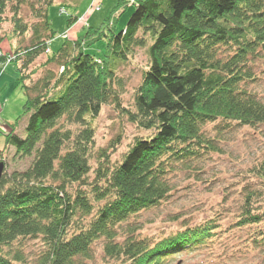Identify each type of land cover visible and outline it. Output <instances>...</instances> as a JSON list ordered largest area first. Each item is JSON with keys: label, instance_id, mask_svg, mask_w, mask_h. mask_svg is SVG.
<instances>
[{"label": "trees", "instance_id": "1", "mask_svg": "<svg viewBox=\"0 0 264 264\" xmlns=\"http://www.w3.org/2000/svg\"><path fill=\"white\" fill-rule=\"evenodd\" d=\"M68 1L0 0V64L9 54L1 47L5 24L16 36L31 34L14 53L27 97L25 136L15 132L18 120L5 134L6 147L35 154L28 168L5 170L0 181V264H26L24 248L14 246L28 238L44 242L38 264H90L98 242L106 261L116 264H169L173 255L208 246L213 221L154 240L135 220L168 199L169 174L221 151V139L206 131L209 123L218 121L221 132L264 124V100L246 87L257 80L254 61L264 59V0H136L123 30L107 19L75 39L68 34L58 50L48 51L56 34L49 8ZM72 1L77 8L80 0ZM24 5L36 23L26 21ZM75 17L69 16V27ZM98 41L107 48L104 57L88 53ZM146 42L149 64L130 109L122 104L116 70ZM44 54L61 70L36 80L33 64ZM110 103L154 134L137 136L117 164L103 148L93 167L96 137L89 117ZM251 173L262 188L245 193L238 226L264 233V159Z\"/></svg>", "mask_w": 264, "mask_h": 264}, {"label": "rangeland", "instance_id": "2", "mask_svg": "<svg viewBox=\"0 0 264 264\" xmlns=\"http://www.w3.org/2000/svg\"><path fill=\"white\" fill-rule=\"evenodd\" d=\"M120 1L80 0L77 8L72 0L64 7L52 5L49 8V18L56 34L48 51L58 50L66 40L62 37L63 32L75 25L77 36L84 34L89 26L100 27L107 19L108 24L116 23L117 32L126 28L137 1L124 0L127 5L123 2L122 7L113 11ZM112 12L114 13L111 14ZM71 14L76 17L69 27L68 19ZM23 15L30 24L37 22L28 5L23 6ZM4 29L8 34L1 47L4 52L12 54L13 59L19 48L23 49L29 44L31 34L16 36L9 23L5 24ZM69 38L76 37L69 35ZM148 44L146 42L144 46L136 47L129 58L117 66L116 76L122 79V85L117 86L121 92L122 104L130 109L134 108L137 87L149 64ZM88 53L104 57L107 53L104 41L88 46ZM33 68L37 71L34 74L36 80L49 73L57 75L61 70L55 62L49 64L45 54L33 64ZM253 69L257 80L248 83L246 87L264 100V59L255 60ZM20 76L16 61L0 64V161L6 163L5 170L8 173L25 170L35 155H23L12 146L6 147L5 134L10 131L11 125L19 120L15 125V132L25 136L28 121V115H24L27 97L19 83ZM89 122L96 137V152L91 160L93 167L97 165V154L103 148L110 154L112 163L117 164L137 136L154 134L152 130L146 131L138 127L128 119L125 112L112 103L104 105L98 116L89 117ZM217 125H220L218 121L209 123L206 131L221 139V151L196 159L188 166H179L169 174L173 191L168 199L156 207L142 211L135 220L141 225L142 235L154 240L174 234L188 225L194 226L207 221H213L217 225L214 229L215 236L207 240L210 242L208 246L173 255L169 264H264L262 228L238 226L245 193L249 189L262 188L261 182L251 173V168L264 159V124L258 127L237 125L222 132L217 130ZM72 128L77 130L78 126ZM111 144H116L117 147H110ZM89 177L93 180L95 174L91 173ZM261 198L264 208V196L259 199ZM14 247L24 248L26 264H38L37 257L45 245L42 238H28L16 243ZM95 253L90 264H116L106 261L102 242L95 245Z\"/></svg>", "mask_w": 264, "mask_h": 264}, {"label": "crops", "instance_id": "3", "mask_svg": "<svg viewBox=\"0 0 264 264\" xmlns=\"http://www.w3.org/2000/svg\"><path fill=\"white\" fill-rule=\"evenodd\" d=\"M75 26H77V25H75ZM75 26H73V27H72L70 30H68V31H64L63 33L68 32L69 35L74 36V37L77 38V37H78V36H77L78 31L75 30Z\"/></svg>", "mask_w": 264, "mask_h": 264}, {"label": "water", "instance_id": "4", "mask_svg": "<svg viewBox=\"0 0 264 264\" xmlns=\"http://www.w3.org/2000/svg\"><path fill=\"white\" fill-rule=\"evenodd\" d=\"M6 169V165L3 161H0V181L4 175V171Z\"/></svg>", "mask_w": 264, "mask_h": 264}, {"label": "bare ground", "instance_id": "5", "mask_svg": "<svg viewBox=\"0 0 264 264\" xmlns=\"http://www.w3.org/2000/svg\"><path fill=\"white\" fill-rule=\"evenodd\" d=\"M62 37L64 38V36H62ZM11 56H12V54H8V60L5 62V64H8V63L14 61V57H13V59H12ZM6 134H7V132H6ZM4 163H5V162H4ZM5 165H6V163H5Z\"/></svg>", "mask_w": 264, "mask_h": 264}, {"label": "built area", "instance_id": "6", "mask_svg": "<svg viewBox=\"0 0 264 264\" xmlns=\"http://www.w3.org/2000/svg\"><path fill=\"white\" fill-rule=\"evenodd\" d=\"M131 2L133 1V0H130Z\"/></svg>", "mask_w": 264, "mask_h": 264}]
</instances>
